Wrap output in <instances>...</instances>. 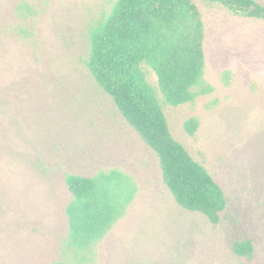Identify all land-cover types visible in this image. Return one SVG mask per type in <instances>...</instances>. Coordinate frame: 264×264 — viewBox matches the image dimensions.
Returning a JSON list of instances; mask_svg holds the SVG:
<instances>
[{"label":"rangeland","instance_id":"obj_1","mask_svg":"<svg viewBox=\"0 0 264 264\" xmlns=\"http://www.w3.org/2000/svg\"><path fill=\"white\" fill-rule=\"evenodd\" d=\"M116 1L0 0V264H264V18L193 0L205 90L166 109L174 137L225 192L214 224L175 201L156 153L85 64L89 31ZM191 117L195 135L184 127ZM114 168L136 196L91 251H77L66 175ZM245 238L251 258L232 250Z\"/></svg>","mask_w":264,"mask_h":264},{"label":"trees","instance_id":"obj_2","mask_svg":"<svg viewBox=\"0 0 264 264\" xmlns=\"http://www.w3.org/2000/svg\"><path fill=\"white\" fill-rule=\"evenodd\" d=\"M205 1L238 15L264 18V5L258 0ZM205 37L203 15L193 0H117L109 16L90 29L85 64L119 113L156 153L175 201L217 224L227 206L225 192L174 137L166 113L168 107L192 102L199 95ZM184 127L195 135L199 120L191 117ZM65 182L72 194L66 207L69 244L87 253L124 214L137 187L131 176L116 168L92 176L69 173ZM232 250L240 258H251L254 244L249 238L238 239Z\"/></svg>","mask_w":264,"mask_h":264}]
</instances>
